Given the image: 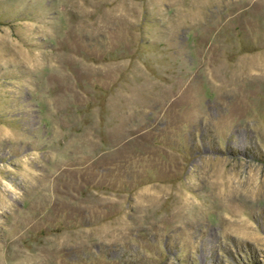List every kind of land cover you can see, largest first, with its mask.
Segmentation results:
<instances>
[{"label": "rangeland", "instance_id": "374dc122", "mask_svg": "<svg viewBox=\"0 0 264 264\" xmlns=\"http://www.w3.org/2000/svg\"><path fill=\"white\" fill-rule=\"evenodd\" d=\"M0 264H264V0H0Z\"/></svg>", "mask_w": 264, "mask_h": 264}]
</instances>
